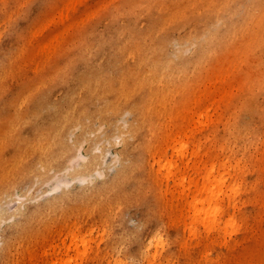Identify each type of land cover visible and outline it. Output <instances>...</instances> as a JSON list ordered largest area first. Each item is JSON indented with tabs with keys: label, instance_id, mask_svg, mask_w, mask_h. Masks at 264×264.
I'll use <instances>...</instances> for the list:
<instances>
[{
	"label": "rangeland",
	"instance_id": "obj_1",
	"mask_svg": "<svg viewBox=\"0 0 264 264\" xmlns=\"http://www.w3.org/2000/svg\"><path fill=\"white\" fill-rule=\"evenodd\" d=\"M0 264H264V0H0Z\"/></svg>",
	"mask_w": 264,
	"mask_h": 264
},
{
	"label": "bare ground",
	"instance_id": "obj_2",
	"mask_svg": "<svg viewBox=\"0 0 264 264\" xmlns=\"http://www.w3.org/2000/svg\"><path fill=\"white\" fill-rule=\"evenodd\" d=\"M54 129H51V130H48L49 132H53L54 134H56L57 133V127H53ZM59 158V157H58ZM61 158H62V160L64 161V167H66V169H68L69 167H71V165H72V162H73V160L71 159V157L70 156H65V155H62L61 156ZM53 176H57V174H53Z\"/></svg>",
	"mask_w": 264,
	"mask_h": 264
}]
</instances>
